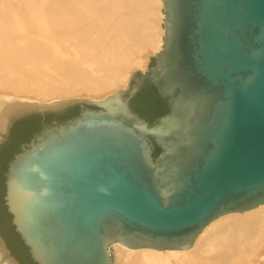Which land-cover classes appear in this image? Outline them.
<instances>
[{
  "label": "water",
  "instance_id": "water-1",
  "mask_svg": "<svg viewBox=\"0 0 264 264\" xmlns=\"http://www.w3.org/2000/svg\"><path fill=\"white\" fill-rule=\"evenodd\" d=\"M160 1L162 49L125 89L94 101L0 95V146L21 118L79 108L21 144L3 174L34 264H115L114 243L186 250L216 218L264 202V0ZM141 90L163 104L153 123L130 106ZM0 264H20L1 231Z\"/></svg>",
  "mask_w": 264,
  "mask_h": 264
},
{
  "label": "bare ground",
  "instance_id": "bare-ground-1",
  "mask_svg": "<svg viewBox=\"0 0 264 264\" xmlns=\"http://www.w3.org/2000/svg\"><path fill=\"white\" fill-rule=\"evenodd\" d=\"M163 18L160 0H0V95L102 100L162 49ZM110 247L115 264H264V202L216 218L186 250Z\"/></svg>",
  "mask_w": 264,
  "mask_h": 264
},
{
  "label": "trees",
  "instance_id": "trees-1",
  "mask_svg": "<svg viewBox=\"0 0 264 264\" xmlns=\"http://www.w3.org/2000/svg\"><path fill=\"white\" fill-rule=\"evenodd\" d=\"M132 110L143 117L149 123H153L158 117L163 115L164 109L161 101L152 92L141 90L130 101ZM94 108V107H91ZM79 113L78 106L70 107L59 113H46L44 116L39 114L29 115L17 120L10 129L8 140L0 146V231L7 244L8 249L20 264H34L27 253V248L22 244L19 236L14 232L10 223V215L6 212L3 204L4 196V172L7 163L13 158V155L19 152V147L36 134H38L45 125H51L53 121L58 120L59 124L76 117ZM159 149L155 147L153 156H157Z\"/></svg>",
  "mask_w": 264,
  "mask_h": 264
},
{
  "label": "rangeland",
  "instance_id": "rangeland-1",
  "mask_svg": "<svg viewBox=\"0 0 264 264\" xmlns=\"http://www.w3.org/2000/svg\"><path fill=\"white\" fill-rule=\"evenodd\" d=\"M150 61H151V57H149V59H148V61H147V66H146V68L148 67ZM19 96H20V95H19ZM110 248H111V247H110ZM111 252H112V250H111Z\"/></svg>",
  "mask_w": 264,
  "mask_h": 264
}]
</instances>
